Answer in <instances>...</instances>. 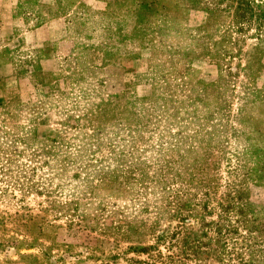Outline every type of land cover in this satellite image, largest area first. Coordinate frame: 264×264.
<instances>
[{
  "label": "rangeland",
  "instance_id": "rangeland-1",
  "mask_svg": "<svg viewBox=\"0 0 264 264\" xmlns=\"http://www.w3.org/2000/svg\"><path fill=\"white\" fill-rule=\"evenodd\" d=\"M85 5L0 87V264H264V0Z\"/></svg>",
  "mask_w": 264,
  "mask_h": 264
},
{
  "label": "crops",
  "instance_id": "crops-1",
  "mask_svg": "<svg viewBox=\"0 0 264 264\" xmlns=\"http://www.w3.org/2000/svg\"><path fill=\"white\" fill-rule=\"evenodd\" d=\"M89 1L0 0V87L14 75L54 81L59 67L75 64L77 52L82 65H92L86 40L79 45L69 26Z\"/></svg>",
  "mask_w": 264,
  "mask_h": 264
}]
</instances>
